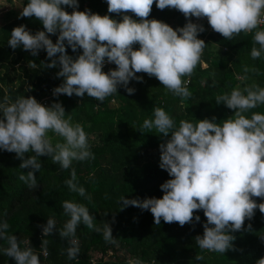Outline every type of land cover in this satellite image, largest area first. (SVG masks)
Returning a JSON list of instances; mask_svg holds the SVG:
<instances>
[{
	"label": "clouds",
	"instance_id": "obj_1",
	"mask_svg": "<svg viewBox=\"0 0 264 264\" xmlns=\"http://www.w3.org/2000/svg\"><path fill=\"white\" fill-rule=\"evenodd\" d=\"M164 10L173 8L181 12L188 22L173 29L157 19H148L152 6ZM69 6L74 11L69 14L62 8ZM108 12L122 15L117 21L109 15L93 14L90 10L78 11V0H29L19 18L35 17L45 31L31 34L26 26L13 28L8 41L12 49L20 46L36 56L39 50H46L51 61L48 68L60 65L57 77L63 83L53 90V95L75 94L83 98L85 94L100 102L117 92L118 85H124L131 95L134 89L127 88L131 79L141 81L136 73L154 76L181 102L192 93L182 79L190 76L206 46L198 39L203 25L191 22V17L207 18L211 28L225 39L231 40L241 32L249 33L264 24V0H107ZM132 13L139 19H133ZM59 33L56 43L49 34ZM254 43L259 48L251 50L252 59L264 54V30H257ZM65 41L73 52L82 49L77 58L66 52ZM139 48L134 50V45ZM58 56L57 59H53ZM108 63L116 65L115 70L105 73L102 69ZM35 67V64H33ZM245 71H248L246 68ZM216 102L224 103L234 110V115L217 123L215 117L197 123L181 120L175 127L173 119L162 109H154V119H146L143 128L167 137L166 144L160 145V167L172 179L160 187L162 198L125 199L121 207L136 206L150 210L155 224L176 222L180 226L193 221L194 211L203 210L207 223L203 236L196 237L202 250L225 253L234 236L230 232L242 229L246 219L254 216L255 209L264 213V203L257 204L253 197L264 198V114H245L259 105H264V87L253 84L231 91L230 95L218 96ZM0 149L16 153L22 160L21 169L31 168L26 175H20L28 188L36 189L35 171L41 169L38 156H51L60 168L68 170L73 161L95 159L89 150L88 137L80 124H72L71 116L66 117L61 103L46 107L34 97H19L14 103L5 98L0 103ZM49 132L62 138L54 146ZM34 152L25 158V154ZM71 178L65 184L71 192L86 195L84 187L77 183L76 171L71 169ZM90 199V197H88ZM64 213L70 217L59 230L61 238L70 245L67 248L69 259H76L80 253L76 237L81 224L97 233L103 232L107 243L117 244L109 223L103 228L96 227L94 217L83 204L65 200ZM195 220H200L195 216ZM251 225H249V228ZM8 223H0V240L7 242L4 254L15 264H40L39 255L31 246L21 247L17 236L9 235ZM56 229L54 219H48L43 227L47 237ZM197 261L203 260L196 255ZM129 264H143L139 259ZM264 264V258L256 261Z\"/></svg>",
	"mask_w": 264,
	"mask_h": 264
},
{
	"label": "trees",
	"instance_id": "obj_2",
	"mask_svg": "<svg viewBox=\"0 0 264 264\" xmlns=\"http://www.w3.org/2000/svg\"><path fill=\"white\" fill-rule=\"evenodd\" d=\"M29 0H22L21 11ZM75 10H90L93 14L109 15L118 22L122 15L108 12L107 0H78ZM71 14L74 9L63 6ZM14 10H7L0 25V103L5 98L14 103L19 97H34L37 102L47 95L49 88L55 89L63 83V77H57L60 65L48 68L51 61L46 50H39L36 56L22 46L12 49L8 41L13 28L24 25L31 34L45 31L43 25L35 17L19 18ZM133 19H139L127 13ZM148 19H157L167 23L174 30L183 27L188 20L176 9L156 8L152 6ZM203 25L204 31L197 38L204 40L206 46L197 65L190 76L182 79L192 95L181 102L154 76L136 73L141 81L131 79L127 88L134 89L133 94L126 91L124 85L117 86V92L100 102L92 97H71L66 94L53 96L46 107L53 103H61L67 118L71 116L72 124H80L88 137L89 150L95 159L73 161L70 169L60 168L51 156H38L41 169L35 171L37 188L29 189L20 175H26L32 169H21L22 160L16 153L0 149V223L7 222V233L15 235L21 247L31 246L39 255L40 264H129L131 260H141L143 264H256L264 258V213L255 209L254 216L246 219L242 229L229 234L234 236L232 247L225 253L202 250L196 243L197 236H203L207 218L203 210L194 211L193 221L180 226L178 223L155 224L150 210L136 206L121 207L125 199L162 198L161 185L173 177L160 167V145L166 144L171 134L165 137L155 129H144L146 119H154V109L162 108L179 127L181 120L197 123L203 119L215 117L217 123L234 115L224 103H217L216 98L229 94L232 90L257 84L264 87V54L261 58L252 59L251 50L259 48L254 43L259 26L252 32H241L231 40L225 39L213 29L209 30L207 18L197 22ZM59 33L49 34L56 43ZM134 50L139 48L136 44ZM66 52L74 59L82 54V49L73 52L65 41ZM56 57L53 59H57ZM107 61V59H105ZM35 64V67H33ZM248 71H245V69ZM111 63L103 67L107 73L115 70ZM264 114V105L249 110L252 113ZM2 115V114H0ZM53 146L63 142L62 138L49 132ZM35 155L25 154V158ZM74 168L77 183L86 190L85 196L71 192L65 181L71 178ZM90 197V199L88 198ZM257 204L264 203V198L253 197ZM65 200L83 204L89 210L96 227L103 228V222L110 224L113 238L117 244L107 243L103 232L97 233L81 224L77 227L76 239L80 253L76 259H69L66 239L61 238L59 230L70 219L64 213L62 204ZM195 216H199L197 222ZM48 219H54L56 229L47 237L43 235V227ZM249 225L251 227L249 228ZM28 240V244L24 240ZM7 247L5 240H0V264H15L12 258L4 254ZM47 251L46 257L42 250ZM196 255L203 260L197 261ZM92 259L95 261L92 263Z\"/></svg>",
	"mask_w": 264,
	"mask_h": 264
},
{
	"label": "rangeland",
	"instance_id": "obj_3",
	"mask_svg": "<svg viewBox=\"0 0 264 264\" xmlns=\"http://www.w3.org/2000/svg\"><path fill=\"white\" fill-rule=\"evenodd\" d=\"M22 0H0V25L3 23V17L7 10H14L15 14L21 11Z\"/></svg>",
	"mask_w": 264,
	"mask_h": 264
},
{
	"label": "built area",
	"instance_id": "obj_4",
	"mask_svg": "<svg viewBox=\"0 0 264 264\" xmlns=\"http://www.w3.org/2000/svg\"><path fill=\"white\" fill-rule=\"evenodd\" d=\"M193 21H194V22H197L198 19H197L196 17H194ZM260 26H264V24H261ZM211 29H212V28H209V30H211ZM109 64H111V63H108L107 61H105L104 66H105V65H109ZM104 66H103V67H104ZM107 72H109V70H108ZM53 90H54V89L49 88L48 91H47V95H46L45 97L41 98L40 100H38V103H40V104L46 106V105L48 104V100H49L51 97L54 96V95H53ZM24 243H25V244H28V240H27V239L24 240ZM42 254H43L44 257H46V255H47V251H46L45 249H43V250H42ZM94 262H95V261L92 259V263H94Z\"/></svg>",
	"mask_w": 264,
	"mask_h": 264
}]
</instances>
